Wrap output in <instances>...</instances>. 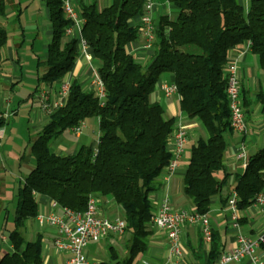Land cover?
Returning <instances> with one entry per match:
<instances>
[{
	"label": "trees",
	"instance_id": "16d2710c",
	"mask_svg": "<svg viewBox=\"0 0 264 264\" xmlns=\"http://www.w3.org/2000/svg\"><path fill=\"white\" fill-rule=\"evenodd\" d=\"M43 1L51 37L45 57L36 59L32 95L42 86L59 84L79 55L77 38L65 34L72 20L65 16L62 0ZM167 1L174 14H160L155 19L156 39L146 62L126 48L139 35V24L133 18L144 12L145 0L80 4V33L97 61L104 97L100 101L93 87L83 89L73 80L65 103L47 117L31 142L34 166L17 189L12 228L5 229L10 250L0 257V264H42L41 235L28 240L25 233L27 221L38 213L40 195L75 211H83L92 195L112 199L122 211L129 234L122 264H131L145 252L152 228L149 195L160 187L158 176L171 157L167 144L174 119L165 117L161 104L149 98L162 74L172 75L179 110L197 119L204 131L190 144L183 176V191L193 211L208 213L211 198L228 185L223 158L225 136L232 129L225 70L232 50L248 44L262 79L257 80L253 98L241 87L242 106L246 122L252 117V108L258 106L264 124V0H248L247 5L241 0ZM5 6L6 0H0V15H5ZM7 38L6 28L0 25V67ZM92 117L98 118L96 152L88 145L67 155L51 150L65 130ZM3 122L0 118V125ZM219 172H223L220 178ZM263 188L264 142L248 154L243 171L234 176L240 213ZM244 220V215L239 218L240 223ZM211 235L201 264H215L224 250L220 233L212 230Z\"/></svg>",
	"mask_w": 264,
	"mask_h": 264
},
{
	"label": "crops",
	"instance_id": "0c3cea01",
	"mask_svg": "<svg viewBox=\"0 0 264 264\" xmlns=\"http://www.w3.org/2000/svg\"><path fill=\"white\" fill-rule=\"evenodd\" d=\"M38 6L42 7L44 12L47 14V9L45 7V3L43 0H37ZM72 4L79 9L81 3H88L91 0H71ZM99 1V0H97ZM103 5H108L110 0H101ZM7 2V0H6ZM160 14H174V8L172 5H157L154 9V17L157 19ZM48 17V14H47ZM13 12L8 13L5 6V15H0V25L4 27L6 25V30L8 34V38L4 48L2 49V57L3 63L0 67V112L9 115H16L19 117V109L20 106L24 103H21L22 100L18 93L16 92L19 85L22 84V70L21 65L18 66L20 62V58L18 53L16 52L17 48L21 46L17 45L15 41L11 38V29L14 19ZM133 22L139 24L138 16L133 18ZM45 38L43 46H47L48 37L51 35V26L43 27ZM76 33V29H74V35ZM140 34L138 37L132 42L126 45L127 50L132 53L135 58L139 61L146 62L150 57L151 52H145V55H142L140 50ZM45 57V56H44ZM41 57V58H44ZM231 59H235L236 64L239 68V74L247 73V83L249 84V73L253 72L254 66L253 62L257 64L256 56L252 54L249 50H244L243 47H235L231 52ZM40 58V57H39ZM16 60V61H15ZM94 60V59H93ZM14 61V62H13ZM13 62V63H12ZM86 62L82 59L80 55H78L72 69L63 77L70 78L71 81H78L83 89H88V82L85 78L86 71ZM172 82L171 74H162L157 81L153 91L150 93L149 98L151 101L158 102L161 104L164 116L170 117L174 119V122L181 121L188 129L189 133V142L186 145L184 154L178 162V165L171 175L170 179L165 181L162 179L161 175L158 176V181L161 183L160 187L150 193L149 199L152 203V206L156 205L160 198L167 194L170 198V204L173 209L176 210H193V206L189 201L188 197L184 194L183 188V176L184 172L189 160V154H187V150L190 151V144L198 137V132L201 130L204 134V131L197 119H190L186 116V114L179 110L178 102L179 96L177 93L171 96H164L162 90L159 87L160 83H170ZM50 86V85H48ZM51 86V87H57ZM33 100L31 102L36 104L34 100V94L32 96ZM28 101L30 99L28 98ZM31 104V106L33 105ZM37 108V105H36ZM259 111V110H258ZM32 113V112H31ZM18 115V116H17ZM32 119L34 123L28 121V119ZM259 118L261 116L259 114ZM27 119V124H35V122H41L47 120L45 115H42L39 111L32 113L29 115ZM86 126L83 131L75 135L76 139H72L67 133L63 132L57 139H55L54 143L51 144L50 148L57 154L67 155L74 154L77 152L79 147L82 145H88L96 147L98 142V118L92 117L85 119ZM17 122L16 120L13 123ZM7 124V119L4 120L3 124L0 125V135H2V129L4 125ZM249 125L251 123L249 122ZM248 126V122H247ZM70 131L69 129H67ZM246 137V138H245ZM244 136L246 140V146L255 148L256 150L260 146H256L254 144L253 135ZM227 141V149L224 154L223 163H224V171L229 173L228 177V185L224 186L221 193L219 195H215L211 198L210 201V210L207 213L211 225V229L213 231H218L221 235L224 250L230 248L235 236V230L231 229L229 226L228 214L225 211L226 206V197L229 196L230 190L233 188L234 176L236 173H240L243 171L242 162L236 159V148L238 145V141L241 139L240 135L235 132H229L225 136ZM263 144V143H262ZM261 144V145H262ZM246 147V148H247ZM255 150V151H256ZM253 153V152H252ZM251 154V153H249ZM1 156V155H0ZM28 168H32L27 164ZM223 172H219L217 176L222 177ZM38 198V197H37ZM40 199L37 201L38 204V213H48L51 211L50 201L46 196L39 197ZM98 199V198H97ZM97 205V212L101 216L114 217L121 216L122 212L117 206V204L112 199L99 198ZM58 210V209H56ZM245 217L243 223H240L239 231L244 234H256L261 231L264 227V216H261L255 209L251 206L247 207L244 212L240 213V217ZM5 228V227H3ZM28 232V236L26 237L28 240H33L37 234L41 235L42 243H41V254L43 257L42 264H61L63 260L66 258L67 253L59 252L55 249L53 245V239L56 237L57 233L54 227L48 225H40L35 222L34 218L28 220L26 223V232ZM5 234V233H4ZM32 235V237H31ZM32 238V239H31ZM182 238V257L180 259L181 264H201L203 260L206 259L207 252L209 250L210 244H207L203 241L199 229L197 226H185L181 233ZM129 239V234L126 235V231L122 235L118 236H109L100 241H90L87 246L84 248V252L90 260L95 261L97 264H117L119 262L122 264V261L127 256V242ZM10 248V247H9ZM259 255L264 260V248L259 249ZM168 258V243L167 236L165 231L160 228L152 225L151 234L148 238V245L145 252L139 256H137L131 264H140L143 260H150L152 262H163ZM238 264H250L247 259H243L241 261H237Z\"/></svg>",
	"mask_w": 264,
	"mask_h": 264
},
{
	"label": "built area",
	"instance_id": "2783aa9c",
	"mask_svg": "<svg viewBox=\"0 0 264 264\" xmlns=\"http://www.w3.org/2000/svg\"><path fill=\"white\" fill-rule=\"evenodd\" d=\"M166 4H169L167 0H145L144 12L138 16L139 34L141 36L139 46L141 51H150L152 54L153 44L156 39L154 9L157 5ZM62 8L65 16L72 20V25L65 29L66 36L68 38H77V46L78 50H80L79 55L86 62V65H92V49L80 33L82 17L79 9L72 4L71 0H62ZM74 29H76L75 35ZM243 48L248 50V44ZM90 74L92 76L87 79L88 88L93 87L98 99L101 101L104 97L103 82L93 65L91 66ZM225 78L229 124L232 131L241 137L238 141L235 157L245 167L248 154L242 137L247 132V122L241 100L239 68L235 59H231V57L226 66ZM71 82L70 78H64L56 88L45 85L34 93L38 111L48 117L55 109L62 106L66 101ZM159 87L164 96L168 97L177 93L173 82L160 83ZM7 116V114L0 112V118ZM85 126L86 121L81 120L77 125L70 127L69 130L78 135ZM188 142L189 133L187 127L181 121L174 122L167 144V150L171 153V157L160 172L163 180H169L174 173ZM93 152H96V147H93ZM98 201L99 199L92 195L88 198L83 211H75L51 200V211L48 213L39 212L34 217L36 223L55 228L57 235L53 239V245L57 251L67 253L61 264H97L85 254L84 248L87 244L90 241H100L109 236L122 235L126 231V221L122 215L107 217L98 214ZM237 201L238 195L232 188L226 202L225 211L228 214L230 228L235 230V236L230 248L221 252L215 264H228L243 259H247L250 264H264V260L259 255L261 243L264 241V227L256 234L240 232V212L237 207ZM250 206L261 216H264V188L255 195L254 201ZM151 221L152 225L166 233L168 258L163 262L143 260L140 264H181L180 259L183 255L181 233L185 226H197L203 241L210 244L212 229L207 213L173 209L167 194L163 195L158 203L154 205Z\"/></svg>",
	"mask_w": 264,
	"mask_h": 264
},
{
	"label": "rangeland",
	"instance_id": "374dc122",
	"mask_svg": "<svg viewBox=\"0 0 264 264\" xmlns=\"http://www.w3.org/2000/svg\"><path fill=\"white\" fill-rule=\"evenodd\" d=\"M97 2L100 6H103L101 0ZM241 3L247 5L248 0H241ZM6 10L8 13L13 12L15 17L11 22L13 27L11 33L13 34L10 41L12 39L17 45L21 46L16 49V52L20 58L18 66L21 65L23 79L16 92L22 99L20 102L24 104L20 106L19 117L9 115L3 118V120L7 119V124L4 125L2 135H0V257L10 250L7 235L4 232L5 229L12 228L17 189L30 170L27 164L31 167L34 166V158L30 154V144L37 137L39 130L46 121L35 122L33 126L31 122H34L28 117L38 111L37 104L31 102L33 100L31 92L36 84V59L44 57L47 50V46H43L45 38L43 27L50 26L47 14L42 7L38 6L37 0H7ZM50 37L51 35L49 37L46 35L48 39L46 42L50 41ZM78 53L80 54V50H78ZM141 54L145 55V52H141ZM91 63L97 69V61L92 59ZM92 65H86L85 78L92 76L90 74ZM253 66V72L249 73V77H251L249 84L247 83V73L243 72L240 76L241 87L249 90L250 98H253L256 92L257 80L262 79L258 65L253 62ZM28 98L30 101H28ZM31 104L33 105L31 106ZM258 110V106L252 108V117L248 121L247 132L244 136L253 135L254 144L261 146L264 142V124L259 118L260 113ZM27 119L31 121L30 125L27 124ZM14 120L17 122L13 123ZM249 122L251 125H249ZM64 132L72 139H76L75 134L71 131L65 130ZM200 135H204L201 130L198 132V136ZM244 136L242 138L246 146ZM255 150L252 147L246 148L247 154L255 152ZM187 154H190V151L187 150ZM37 197L38 201L40 196ZM26 234L28 236V232ZM126 235H128L127 232ZM228 264H238V262L233 261Z\"/></svg>",
	"mask_w": 264,
	"mask_h": 264
},
{
	"label": "water",
	"instance_id": "95a60500",
	"mask_svg": "<svg viewBox=\"0 0 264 264\" xmlns=\"http://www.w3.org/2000/svg\"><path fill=\"white\" fill-rule=\"evenodd\" d=\"M4 233H5V235H7V236H8V234H9L7 231H5Z\"/></svg>",
	"mask_w": 264,
	"mask_h": 264
}]
</instances>
